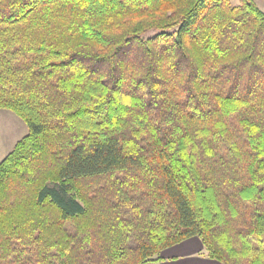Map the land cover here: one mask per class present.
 Returning <instances> with one entry per match:
<instances>
[{
	"label": "trees",
	"instance_id": "obj_1",
	"mask_svg": "<svg viewBox=\"0 0 264 264\" xmlns=\"http://www.w3.org/2000/svg\"><path fill=\"white\" fill-rule=\"evenodd\" d=\"M0 108V264H264L256 0H0Z\"/></svg>",
	"mask_w": 264,
	"mask_h": 264
},
{
	"label": "crops",
	"instance_id": "obj_2",
	"mask_svg": "<svg viewBox=\"0 0 264 264\" xmlns=\"http://www.w3.org/2000/svg\"><path fill=\"white\" fill-rule=\"evenodd\" d=\"M160 261L146 264H223L206 256L200 238L194 236L163 250Z\"/></svg>",
	"mask_w": 264,
	"mask_h": 264
},
{
	"label": "rangeland",
	"instance_id": "obj_3",
	"mask_svg": "<svg viewBox=\"0 0 264 264\" xmlns=\"http://www.w3.org/2000/svg\"><path fill=\"white\" fill-rule=\"evenodd\" d=\"M237 5L240 0H231ZM264 9V0H256ZM28 132L25 121L10 109L0 108V161L9 153L16 142Z\"/></svg>",
	"mask_w": 264,
	"mask_h": 264
}]
</instances>
